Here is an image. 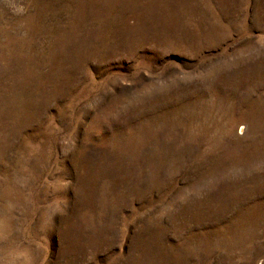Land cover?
Instances as JSON below:
<instances>
[{
  "label": "rangeland",
  "instance_id": "1",
  "mask_svg": "<svg viewBox=\"0 0 264 264\" xmlns=\"http://www.w3.org/2000/svg\"><path fill=\"white\" fill-rule=\"evenodd\" d=\"M0 264H264V0H0Z\"/></svg>",
  "mask_w": 264,
  "mask_h": 264
}]
</instances>
